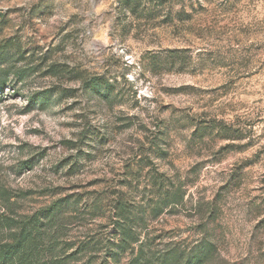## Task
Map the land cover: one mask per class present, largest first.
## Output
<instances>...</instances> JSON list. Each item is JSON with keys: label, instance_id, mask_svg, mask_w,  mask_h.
<instances>
[{"label": "rangeland", "instance_id": "374dc122", "mask_svg": "<svg viewBox=\"0 0 264 264\" xmlns=\"http://www.w3.org/2000/svg\"><path fill=\"white\" fill-rule=\"evenodd\" d=\"M0 57V214L40 219L46 260L112 233L120 188L148 202L149 169L122 186L146 155L184 193L135 224L156 252L209 235L207 264H264V0H0Z\"/></svg>", "mask_w": 264, "mask_h": 264}, {"label": "trees", "instance_id": "16d2710c", "mask_svg": "<svg viewBox=\"0 0 264 264\" xmlns=\"http://www.w3.org/2000/svg\"><path fill=\"white\" fill-rule=\"evenodd\" d=\"M118 1L122 9L129 10L137 7L143 0ZM100 82L93 81L91 83L92 89L103 87ZM105 85V92L109 93L112 85L110 83ZM154 151L155 157L162 158L164 155L160 145L155 146ZM141 159V165L136 169H133L132 165L126 167V177L122 186L131 187L133 181L135 179L139 181L141 173L149 169L146 179L148 184L143 192L144 196H147L148 202L137 203L134 195L125 194L122 188L114 192L112 200L107 205L109 222L114 226L112 233L106 236L97 234L89 241L80 242L70 257L51 256L50 259L46 260L43 254L48 249H42L39 243V234L36 233V229L41 228L39 226L42 225L41 220H34V227L36 228L34 229L31 228L32 221L29 219L17 220L0 214V227L8 228L12 233L9 242H0V264H70L71 259L75 261V264H207L217 249L212 236H206L195 249L189 252H185L178 246H171L165 251L156 252L154 250L156 239H151L149 235L142 237V232L135 228L136 223L138 225L145 223L144 217L149 215L148 212L150 216L157 219L169 208L171 210L177 209L184 200V193L181 188L159 171L150 169L149 163H146L148 160L146 155ZM139 185L137 184L136 190H138ZM72 198L58 200L49 212L58 217L67 214L72 215V210L77 203H71L69 199ZM107 206L104 205V202L95 204L94 208L91 206V210L94 211L92 217H96V213ZM208 211L211 219L219 213L214 201L208 204ZM75 215L81 214L75 212ZM63 246L65 249L68 248ZM51 247L55 246L51 245Z\"/></svg>", "mask_w": 264, "mask_h": 264}]
</instances>
